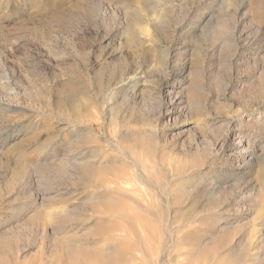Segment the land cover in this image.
<instances>
[{
    "label": "rangeland",
    "instance_id": "374dc122",
    "mask_svg": "<svg viewBox=\"0 0 264 264\" xmlns=\"http://www.w3.org/2000/svg\"><path fill=\"white\" fill-rule=\"evenodd\" d=\"M263 159L264 0H0V264H264Z\"/></svg>",
    "mask_w": 264,
    "mask_h": 264
},
{
    "label": "bare ground",
    "instance_id": "6f19581e",
    "mask_svg": "<svg viewBox=\"0 0 264 264\" xmlns=\"http://www.w3.org/2000/svg\"><path fill=\"white\" fill-rule=\"evenodd\" d=\"M257 6V5H256ZM241 126V125H240ZM238 128V127H237ZM232 132H236V130H233L231 131ZM144 138V137H143ZM146 138V137H145ZM141 139V138H140ZM139 140V138H138ZM144 140V139H143ZM145 141V140H144ZM136 142V141H135ZM142 142V141H141ZM137 143V142H136ZM246 161L243 160V164L245 163ZM260 163V164H259ZM259 167L257 170H255L254 167H252L251 165V162H249L247 164L248 166V171H250L253 175H257L258 178H261L262 180H264V159L261 160L259 162ZM113 166V165H112ZM258 166V165H257ZM107 167V166H106ZM96 167V165H94L93 163H88V162H83V163H80L79 164V170L82 172L83 176L84 177H88V182L89 184H86L87 188L90 187L89 185L93 186L94 188V193H100V192H107V193H114V194H119L120 193V186L122 185V180H127L125 179L122 175H118V174H113L110 178H105L104 176H99L98 173H102V171H107V169H109V167ZM59 171V170H58ZM64 172V171H63ZM97 175L99 176V178L97 179ZM146 174L143 172L142 169H137L136 170V173L133 175V180H135V182L139 185L138 187V191L139 192H142L144 194H146L147 198H150L149 195L147 194V185H148V181H147V178L145 176ZM72 176V175H71ZM96 177V179H95ZM87 181V180H86ZM95 183H94V182ZM91 183V184H90ZM85 184V182H84ZM150 184V183H149ZM85 185V186H86ZM124 185V184H123ZM125 185H130V181L127 182ZM149 186V185H148ZM86 189V190H87ZM248 191L251 193V192H254V191H258V195L256 196V199H255V202L256 204L254 203V205H256L257 207H259V212L260 210H264V201L262 200V198H264V184H260V185H256V184H252V186L249 188L248 187ZM219 196V195H218ZM216 195H211L208 199V202H207V207H209L211 209H216L215 207H219L221 204L219 201V197ZM94 198V197H93ZM100 200V199H99ZM104 200V199H103ZM180 200V199H179ZM222 200V199H220ZM259 200V201H258ZM150 201V200H149ZM178 201V198L177 200L173 201L174 204H176ZM195 201V200H194ZM134 206L136 208H138L139 210H143V211H147V212H150L151 209L150 208H153V203H152V200H151V203H148L147 201V207H144L143 205V201H139V200H132ZM196 204V201L194 202ZM193 203V204H194ZM114 204H116L114 201L112 200H108L106 199L104 202H102V205H104L103 207H112L114 206ZM150 204V205H149ZM192 204V205H193ZM223 204V203H222ZM101 205V204H100ZM98 205V207L100 206ZM94 206V205H92ZM97 206V205H95ZM255 206V207H256ZM169 208V207H168ZM111 209V208H110ZM65 212V211H64ZM65 216V215H64ZM59 218H53L52 219V223L56 226H60L61 224H65L67 223L66 222V219L64 217H60L58 216ZM112 226H103L101 229L103 231H109V229H111ZM65 229H62V231H64ZM91 233V232H90ZM107 233V232H106ZM95 235V234H94ZM63 244L64 247H66V249H68L69 251H75V247L74 246V243L71 244L70 241H66V239H63ZM61 243V242H60ZM78 245V244H77ZM60 246V245H59ZM75 247V248H74ZM93 250V249H92ZM96 250V249H95ZM105 250V249H104ZM93 252V251H92ZM128 251H124V250H121V249H115L111 252L109 251H104L103 253H100V254H96L94 255L93 257H95L98 261L99 264H118V262L116 261L117 258H126L128 256ZM205 252V251H204ZM203 250L200 249V254L204 253ZM206 253V252H205ZM130 254V252H129ZM207 254V253H206ZM199 255V254H198ZM205 255V254H203ZM83 256V255H82ZM240 253L238 254V257L236 259H238L240 257ZM67 257V256H66ZM92 257V258H93ZM83 258V257H82ZM90 259V258H89ZM127 259V258H126ZM79 260V259H78ZM76 261V260H75ZM88 261V260H87ZM121 261V259H120ZM238 261V260H237ZM66 263V262H65ZM120 263V262H119ZM77 264V263H76ZM95 264V263H94Z\"/></svg>",
    "mask_w": 264,
    "mask_h": 264
}]
</instances>
